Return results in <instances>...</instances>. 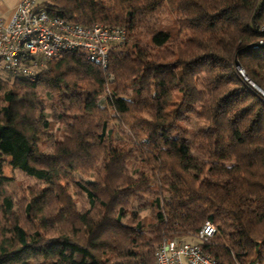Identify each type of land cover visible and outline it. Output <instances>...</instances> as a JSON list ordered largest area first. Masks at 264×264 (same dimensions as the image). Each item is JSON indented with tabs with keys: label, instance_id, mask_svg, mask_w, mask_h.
<instances>
[{
	"label": "trees",
	"instance_id": "1",
	"mask_svg": "<svg viewBox=\"0 0 264 264\" xmlns=\"http://www.w3.org/2000/svg\"><path fill=\"white\" fill-rule=\"evenodd\" d=\"M39 8L128 41L107 70L83 53L33 83L0 67V264H153L207 222L218 264H264V98L239 73L264 90V0ZM7 165L37 184L22 195Z\"/></svg>",
	"mask_w": 264,
	"mask_h": 264
},
{
	"label": "built area",
	"instance_id": "2",
	"mask_svg": "<svg viewBox=\"0 0 264 264\" xmlns=\"http://www.w3.org/2000/svg\"><path fill=\"white\" fill-rule=\"evenodd\" d=\"M39 1L21 0L8 18L0 17V67L15 78L36 82L48 62L69 53H83L107 70L112 51L128 41L123 28L70 23L39 8ZM239 73L264 98V90L244 70L239 68ZM215 234V226L207 222L196 237L198 242L166 239L157 246L153 264H218L199 245Z\"/></svg>",
	"mask_w": 264,
	"mask_h": 264
},
{
	"label": "rangeland",
	"instance_id": "3",
	"mask_svg": "<svg viewBox=\"0 0 264 264\" xmlns=\"http://www.w3.org/2000/svg\"><path fill=\"white\" fill-rule=\"evenodd\" d=\"M0 1H4V3L9 7V9L12 8L13 4H14V0H0ZM43 0H40V2ZM243 70V69H242ZM246 74V73H245ZM0 75L1 76H6V73L0 69ZM201 121V120H200ZM197 119H195L194 117L192 118V122L194 124V126L199 127L204 125V122H200ZM5 174L7 177L10 178H16V184L18 186L19 189H22V195L26 194L23 193V188L25 189V187L30 186V187H34L37 183L35 181L30 180L29 178H27L25 175L21 174L20 172H14L10 166H6L5 168ZM15 187V186H14ZM21 193V190H19ZM77 201H79V206L82 208L84 207V204H87L85 200H83L81 197H77L76 198ZM136 210L142 215L145 216L146 214H148V211L146 210H140L138 206H136ZM185 241H189V242H198L197 239L195 238H191V237H187V238H181ZM158 244H156L157 246Z\"/></svg>",
	"mask_w": 264,
	"mask_h": 264
},
{
	"label": "crops",
	"instance_id": "4",
	"mask_svg": "<svg viewBox=\"0 0 264 264\" xmlns=\"http://www.w3.org/2000/svg\"><path fill=\"white\" fill-rule=\"evenodd\" d=\"M20 1L21 0H14V4L11 9H9L4 1H0V17L8 18L16 10Z\"/></svg>",
	"mask_w": 264,
	"mask_h": 264
}]
</instances>
